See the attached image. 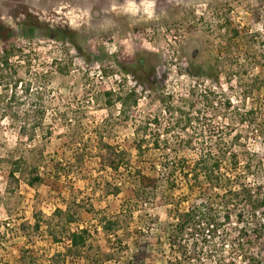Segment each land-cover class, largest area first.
<instances>
[{
  "label": "rangeland",
  "instance_id": "374dc122",
  "mask_svg": "<svg viewBox=\"0 0 264 264\" xmlns=\"http://www.w3.org/2000/svg\"><path fill=\"white\" fill-rule=\"evenodd\" d=\"M26 23L36 27L33 34L23 32ZM3 28L12 31L9 45L24 49L31 62L14 66L12 79L22 81L8 91L15 93L11 111L0 110V264L51 263L66 247L51 239L60 228L90 230L87 250L95 264H165L166 199L185 189L172 194L162 165L216 147L218 136L220 147L233 143L241 161L247 151L255 167L264 163V6L257 0H0ZM4 47L0 39V56ZM140 49L159 56L153 89L124 71ZM2 74L0 93L8 79ZM133 88L137 101L128 100L121 112L117 95ZM109 89L114 103L106 107L101 93ZM42 108L44 128L29 141L12 115L29 126ZM142 121L147 141L138 153L134 138L143 135ZM37 141L44 147H35ZM103 144L120 145L124 164L157 178L159 187L157 201L137 204L116 234H106L98 219H116L130 194L119 185L122 175L100 163ZM15 162L19 170L11 177ZM34 169L42 179L31 186ZM35 222L42 225L38 234ZM254 251L264 264V236ZM64 264L84 262L67 256Z\"/></svg>",
  "mask_w": 264,
  "mask_h": 264
},
{
  "label": "trees",
  "instance_id": "16d2710c",
  "mask_svg": "<svg viewBox=\"0 0 264 264\" xmlns=\"http://www.w3.org/2000/svg\"><path fill=\"white\" fill-rule=\"evenodd\" d=\"M258 6H264V0H257ZM256 21L260 20L258 8L253 12ZM34 28L31 23L23 25L25 35L33 34ZM48 36H53L49 29L45 28ZM11 29L3 28L0 30V39L5 41L3 53L0 56V74L8 79L3 85L4 92L0 93V110L11 111V101L15 99V93L9 95L8 91H15L21 78L12 79L17 73L16 66L26 67L31 62V56L24 52V49L15 48L9 45ZM55 35L62 37L64 41L71 40L69 33L61 30L54 31ZM64 55H68L69 49H62ZM15 66V67H14ZM159 67V56L156 52L148 50H137L131 57L130 66L124 71L133 76L139 86L148 82V87L154 88L156 69ZM264 67V63H263ZM39 76L46 73L38 71ZM261 84L264 87V74L261 77ZM13 82V83H12ZM147 84V83H146ZM40 86L36 85V89ZM30 84L24 86V91L29 92ZM119 93V92H118ZM106 97L105 106L113 105L114 91L111 89L101 93ZM8 100L4 101L1 98ZM132 100L136 103L135 89L126 91L123 95H117V101L121 105V112L124 106ZM159 100H162L161 98ZM37 116L31 124L18 114L12 116L21 122L18 125L23 135H27L28 140L32 141L37 136L38 131L44 128V108L37 110ZM189 125V120L186 122ZM184 127V130L186 128ZM143 128V135L135 137V147L138 153H143L145 148L147 122L142 121L138 126ZM28 130V131H27ZM28 132V133H27ZM215 141L216 147L201 148L193 150L189 160L180 159L179 163H165L162 165L165 175L166 187L175 190L185 191L180 193V198L166 199L169 207L171 220L166 223L165 232L167 238L168 259L165 264H263L261 258L254 251L256 242L264 236V163L261 161L259 166H254L249 162L252 160L247 157L241 161L239 154L235 151L233 143L228 146H219L222 137L218 136ZM261 142L264 144V133L261 134ZM234 141H236L234 139ZM157 144V140L154 141ZM41 147L40 142L35 143V147ZM44 147V146H43ZM98 147V157L100 163L106 168L118 172L122 186L126 185L129 190L127 203H122L116 219H111L107 215L101 214L98 223L106 234L120 230L125 224L128 213H132L137 204L142 205L145 199L150 200V204L157 201L159 187L156 179L143 174L139 169H133L128 163L124 164L125 151L120 145L103 144ZM10 170L9 175L13 177L18 172L19 164ZM63 170V169H62ZM258 170L263 171L259 176ZM70 170L64 172L67 176ZM52 174L58 177L60 169L54 164ZM161 177V176H160ZM42 177L36 169L32 172L29 185L40 182ZM184 183V184H183ZM182 184V185H181ZM67 211V210H66ZM60 213L62 211H59ZM66 222L74 220L72 214L66 212ZM123 217L122 219H119ZM126 225V224H125ZM42 227L38 222L33 225V231L38 234ZM117 236V235H115ZM91 233L87 228L75 230L60 228L51 239L55 243L65 241V250L59 251L56 257L49 264H64L67 256L80 259L84 264H95L88 253L90 246ZM117 242L121 240L118 237ZM110 255V253H108ZM133 264L132 260H128ZM35 264V261H30Z\"/></svg>",
  "mask_w": 264,
  "mask_h": 264
}]
</instances>
